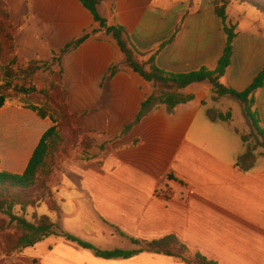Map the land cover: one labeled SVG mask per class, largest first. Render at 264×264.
Returning a JSON list of instances; mask_svg holds the SVG:
<instances>
[{"label": "crops", "instance_id": "obj_1", "mask_svg": "<svg viewBox=\"0 0 264 264\" xmlns=\"http://www.w3.org/2000/svg\"><path fill=\"white\" fill-rule=\"evenodd\" d=\"M1 1L19 62H51L53 52L94 32L62 57L61 72L69 111L80 115L79 130L103 149L94 147L93 160L64 165L50 185L59 208L49 210L50 220L102 252L173 242L216 264H264V156L249 150L247 158L245 131L233 119H218L231 112L246 121L241 105L215 96L208 82L193 84L181 91L191 101L172 112L152 104L135 123L155 87L125 64L116 42L79 0ZM250 9H227L236 37L221 82L236 92L264 68V16ZM98 12L108 27H123L138 52H156V66L168 73L213 71L226 45L211 0H103ZM113 66L118 71L109 77ZM254 100L264 129V84ZM51 126L24 106L6 104L0 110V172L22 174ZM2 264L189 263L153 251L103 259L49 237Z\"/></svg>", "mask_w": 264, "mask_h": 264}, {"label": "trees", "instance_id": "obj_2", "mask_svg": "<svg viewBox=\"0 0 264 264\" xmlns=\"http://www.w3.org/2000/svg\"><path fill=\"white\" fill-rule=\"evenodd\" d=\"M103 0H79L85 9H87L100 28L105 30L107 35H110L116 42L121 53L124 56L125 64L137 73L146 82L152 83L155 87V94L144 101L141 105V110L136 117L135 123H138L147 108L152 104L164 105L172 112L176 107L186 104L193 99L192 96H185L181 91L193 84H201L208 82L211 85L212 92L218 98L228 97L238 102L242 107V113L247 121L251 131L254 132L257 140L264 148V129L260 126L257 111L254 109L255 93L263 87L264 84V68L254 79L252 84L243 92H236L224 85L221 80L225 76L227 69L230 66L233 55V41L236 37V26L227 22V9L229 6L236 4L240 6H248L264 16V0H211L215 14L222 22L223 30L226 36V45L221 58L215 70L211 71L207 68H201L186 74H172L160 70L155 64L156 52L151 56L138 52L132 45L128 34L121 26L108 27L105 19H103L99 12L98 6ZM193 1V0H190ZM0 15L4 18L6 23L0 25V35L4 36L5 42L8 44V49L12 51V60L5 63L4 54L5 48L0 40V74L4 75V84L0 85V110L6 105L7 97L4 92L6 89L12 87V83L16 78L13 72V66L17 64V58L13 57V32L14 28L9 23V16L6 6L0 0ZM94 33L85 34L80 39L67 44L58 53H52L51 62L32 61L27 63V68L24 70L26 75H33L39 71L41 67L51 66L56 63L58 71L55 72V80L50 84L53 89L64 102L62 105V112L65 117H70L72 120L71 128L73 134L91 137L88 133L81 132L78 128L80 115L71 114L68 106V94L62 84L61 59L64 55L70 53L85 42L90 35ZM166 44L160 46L161 50ZM147 57L146 62H140L139 59ZM38 65V66H37ZM29 71V72H28ZM118 71L117 66H113L109 70V77H113ZM165 87V92H159V88ZM21 93L29 95L28 93H36V90H20ZM48 100L49 97L47 96ZM46 106H49L47 103ZM26 109L33 111L41 119H49L52 123L41 137L39 144L34 150L25 171L20 175H13L5 172H0V214L5 218L0 220V231L11 229L12 233L3 234L5 245L1 250L0 264L6 258L17 255L25 249L33 248L35 245L43 242L49 237H60L67 241L75 242L84 249L93 250L95 254L103 259L114 258H129L144 251H153L167 256H175L181 258L189 264H216L206 258L192 254L185 247L181 246L180 250L186 255L185 257L173 254L167 251L161 242H151L142 247L139 241H132L134 244L141 246L139 250L125 252L115 250L111 252H102L95 249L93 246L63 232L60 227L54 224L47 216H36L32 214L31 221L27 220L25 213L27 209L39 208L41 204L45 203L49 210L59 212L55 201L52 200V193L49 188V177L53 172L55 162L57 160L58 152H63V137L62 129L59 120L55 115L46 112L44 109L36 107L24 106ZM218 119L223 122L231 121V113L227 112L225 115H219ZM245 142V137L242 138ZM95 145V139H89L85 142L81 157L78 160L89 161L94 159V152L92 149ZM103 148L100 147L99 151ZM250 157V151L245 155Z\"/></svg>", "mask_w": 264, "mask_h": 264}, {"label": "rangeland", "instance_id": "obj_3", "mask_svg": "<svg viewBox=\"0 0 264 264\" xmlns=\"http://www.w3.org/2000/svg\"><path fill=\"white\" fill-rule=\"evenodd\" d=\"M250 8V7H248ZM254 10V9H250ZM255 11V10H254ZM256 12V11H255ZM5 24L6 21L0 15V25ZM0 40L5 48V54H4V61L5 63L10 62L12 60V51L8 49V44L5 42L4 36L0 35ZM140 62H146L148 60L147 57L143 59H139ZM27 63L19 62L17 61L16 66H13V72L16 75V78L14 79L12 83V87L6 89L7 91L4 92L5 96L7 97V103L8 105H17V106H30V107H36L38 109H44L46 112H49L59 120L60 127L62 129V137H63V152H58L57 154V160L55 162V167L53 169L52 174L49 177V188L51 190L50 185L53 182H57V179H59L60 174L63 173L64 165L72 160V159H79L81 157V153L84 147V144L87 140L93 139V137H86L82 135H76L73 134L71 123L72 120L70 117L66 118L65 114L62 112L63 103L62 99L59 98L57 93L53 91V89L50 88V84L55 80V72L58 71L56 63H52L51 66H45L41 67V69L37 72H35L33 75L29 76L26 75L24 70L27 68ZM38 66V65H37ZM29 72V71H28ZM4 75L0 74V85L4 84ZM21 89L29 90L34 89L36 90V93H28L29 95L21 93ZM164 89H167L165 87L159 88V92H165ZM49 97L47 100L46 97ZM49 104V106H46V104ZM231 113V112H230ZM232 121L234 123V126H236L241 131L244 130L247 134L245 136V143H247L248 150L253 151L256 156H264V148L261 146V143L257 140L256 136L254 135V132L251 131V129L247 130V123L242 117L237 115V113L232 114ZM243 120V121H242ZM243 133V132H241ZM98 143L95 140V145ZM100 148L99 146H96ZM95 152L94 148L92 149V153ZM52 193V192H51ZM53 199L57 201V197L53 196ZM56 203V202H55ZM32 214L36 216H47L50 214L48 206L43 203L39 208L34 209H27L26 213L24 214L26 219L31 221ZM5 217L0 214V220H3ZM12 233L11 229L0 231V257L2 256L1 250H3L5 241L3 238L4 233ZM164 248L167 251H170L173 254L181 255L185 257L186 255L180 250L181 246L174 244L173 242L170 244V242L164 246Z\"/></svg>", "mask_w": 264, "mask_h": 264}]
</instances>
